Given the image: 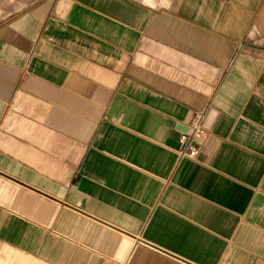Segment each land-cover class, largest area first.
<instances>
[{
    "label": "crops",
    "instance_id": "crops-1",
    "mask_svg": "<svg viewBox=\"0 0 264 264\" xmlns=\"http://www.w3.org/2000/svg\"><path fill=\"white\" fill-rule=\"evenodd\" d=\"M5 5L0 264H264V0Z\"/></svg>",
    "mask_w": 264,
    "mask_h": 264
},
{
    "label": "built area",
    "instance_id": "built-area-1",
    "mask_svg": "<svg viewBox=\"0 0 264 264\" xmlns=\"http://www.w3.org/2000/svg\"><path fill=\"white\" fill-rule=\"evenodd\" d=\"M264 67V64H263ZM207 135L206 127L199 115L194 122L186 127L180 133V140L183 147L180 149L181 156L188 158H196L200 152L199 141Z\"/></svg>",
    "mask_w": 264,
    "mask_h": 264
},
{
    "label": "clouds",
    "instance_id": "clouds-1",
    "mask_svg": "<svg viewBox=\"0 0 264 264\" xmlns=\"http://www.w3.org/2000/svg\"><path fill=\"white\" fill-rule=\"evenodd\" d=\"M145 3H150L151 0H144ZM217 116V113L215 110H210L207 117H205V126H210L211 122H214L215 117Z\"/></svg>",
    "mask_w": 264,
    "mask_h": 264
},
{
    "label": "rangeland",
    "instance_id": "rangeland-1",
    "mask_svg": "<svg viewBox=\"0 0 264 264\" xmlns=\"http://www.w3.org/2000/svg\"><path fill=\"white\" fill-rule=\"evenodd\" d=\"M11 6L10 5H5L4 7H2L3 11H2V16L0 17V19L4 18L7 16V12L10 10Z\"/></svg>",
    "mask_w": 264,
    "mask_h": 264
}]
</instances>
